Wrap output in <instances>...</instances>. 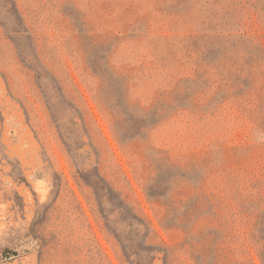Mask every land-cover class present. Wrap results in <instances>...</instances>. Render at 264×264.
Masks as SVG:
<instances>
[{"label": "rangeland", "instance_id": "rangeland-1", "mask_svg": "<svg viewBox=\"0 0 264 264\" xmlns=\"http://www.w3.org/2000/svg\"><path fill=\"white\" fill-rule=\"evenodd\" d=\"M262 233L264 0H0V264H264Z\"/></svg>", "mask_w": 264, "mask_h": 264}, {"label": "trees", "instance_id": "trees-1", "mask_svg": "<svg viewBox=\"0 0 264 264\" xmlns=\"http://www.w3.org/2000/svg\"><path fill=\"white\" fill-rule=\"evenodd\" d=\"M104 1L101 6H100V14H98V17L100 19V16H101V23H100V26L102 27V24L104 22V24H110L112 26H115V24H113V21H112V17H113V13L116 11V6H114L113 4H111L110 2H106ZM123 8H124V11H130L132 8H133V5L131 3H124L123 4ZM72 12L70 9H64L63 11V15L64 16H67V15H71ZM100 15V16H99ZM129 22V24H135L134 21H127V23ZM82 24H85L82 22ZM140 25V24H138ZM137 25H135V28ZM113 28H117L116 26L113 27ZM252 28V27H250ZM113 30H117L118 32V35L117 37H122L123 36V33H125L126 31L119 28V29H111V31ZM20 31V30H19ZM81 32L83 30H80ZM30 33V35H32L31 32H28ZM256 37H259L258 35H256ZM114 38V37H113ZM115 39V38H114ZM197 39V38H196ZM116 40V39H115ZM116 45V44H115ZM189 45H183V47L185 48V53H187V56L185 60H181V58L178 57V60L179 62H177V65H180V64H185L186 62H188V60L191 58L192 56V53H202V56L206 55L205 54V51L203 49L202 46L204 45H192L191 46V49H190V46L188 47ZM107 51L111 50V45H107ZM106 51H97L95 53L94 56H89L88 59H89V63H90V66L89 68L92 70L93 74L96 75V76H100L103 78V76L101 75V73L104 74V71H103V68L104 67H108L106 64H105V61H106V58H107V55H106ZM37 55V53H36ZM204 59V58H203ZM181 60V61H180ZM185 62V63H184ZM198 64V63H197ZM41 67V63H39V65H33L32 68L30 69H33L35 71V77L36 79H40L41 78V73L39 71H37V68H40ZM129 74L128 72H124L123 74H121L120 76L118 75H114V77H118L119 78V85H117L116 83H114V85H112V91H109L112 95H113V98H114V103L112 104V111H110V114H112V116H114L115 118V124L118 126L119 128V132H120V137L122 138L123 140V143H127L129 142H133V139H135L136 137H139L140 134H143L144 132V124L146 122L147 119H132L130 120L128 123H129V126L126 127L124 124H123V121L121 120V113H123L124 110H126V107L124 106V102L126 103L125 101V96H124V93L130 88L129 86V83L131 82V78H132V75H130L133 71V69H129ZM105 76V80H106V74L104 75ZM171 103V101H170ZM153 112L155 114H157V110L156 109H153ZM161 116H162V111L160 110V108H158V120L156 119H151L150 121L154 124H156L157 122L159 123L160 120H161ZM171 180V176H168L163 182L165 183H168L169 181ZM100 183V181H97ZM159 198H160V195L158 193V201H159ZM191 212L189 211V209L187 208L183 215H184V221L187 220V218L190 216ZM258 219L260 221V223L263 222V216H258ZM173 222V221H171ZM226 238V237H225ZM260 240H262V246H264V234L262 233L261 237H260ZM203 244H198V248H200V250H197L199 252V255L198 257L196 258V262H198L197 264H208L205 262V256L206 254H211L213 256V263L215 264V259L217 260V262H222L225 263L226 260H227V255L225 253V248L223 247V245H221V243H218V245L212 247V246H207V243L206 242V238L204 237V239H202L201 241ZM197 246V244H196ZM13 251H11V249H5L3 252H2V255L3 256H10V253H12ZM14 254V253H12Z\"/></svg>", "mask_w": 264, "mask_h": 264}]
</instances>
